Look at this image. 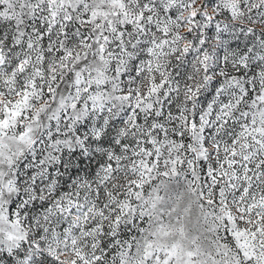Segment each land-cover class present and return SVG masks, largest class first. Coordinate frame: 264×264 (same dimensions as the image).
<instances>
[{"label": "snow or ice", "instance_id": "obj_1", "mask_svg": "<svg viewBox=\"0 0 264 264\" xmlns=\"http://www.w3.org/2000/svg\"><path fill=\"white\" fill-rule=\"evenodd\" d=\"M0 264H264V0H0Z\"/></svg>", "mask_w": 264, "mask_h": 264}]
</instances>
